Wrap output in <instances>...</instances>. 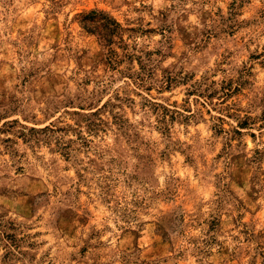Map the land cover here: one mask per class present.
<instances>
[{"label": "rangeland", "instance_id": "obj_1", "mask_svg": "<svg viewBox=\"0 0 264 264\" xmlns=\"http://www.w3.org/2000/svg\"><path fill=\"white\" fill-rule=\"evenodd\" d=\"M0 264H264V0H0Z\"/></svg>", "mask_w": 264, "mask_h": 264}, {"label": "trees", "instance_id": "obj_2", "mask_svg": "<svg viewBox=\"0 0 264 264\" xmlns=\"http://www.w3.org/2000/svg\"><path fill=\"white\" fill-rule=\"evenodd\" d=\"M98 17L100 18L98 19ZM79 18L82 28L86 32L96 35L98 41L105 48H108V54L112 53L110 47L113 44V38L118 34L120 25L114 19L94 10L81 14ZM108 60L112 61L111 57Z\"/></svg>", "mask_w": 264, "mask_h": 264}]
</instances>
